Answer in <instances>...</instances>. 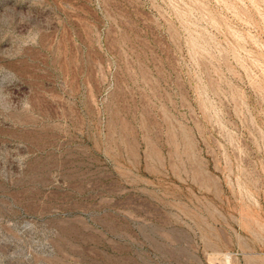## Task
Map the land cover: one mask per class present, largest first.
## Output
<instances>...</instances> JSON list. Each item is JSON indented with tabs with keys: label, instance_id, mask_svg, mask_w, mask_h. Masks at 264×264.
I'll list each match as a JSON object with an SVG mask.
<instances>
[{
	"label": "rangeland",
	"instance_id": "obj_1",
	"mask_svg": "<svg viewBox=\"0 0 264 264\" xmlns=\"http://www.w3.org/2000/svg\"><path fill=\"white\" fill-rule=\"evenodd\" d=\"M0 264H264V0H0Z\"/></svg>",
	"mask_w": 264,
	"mask_h": 264
}]
</instances>
